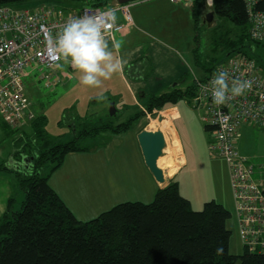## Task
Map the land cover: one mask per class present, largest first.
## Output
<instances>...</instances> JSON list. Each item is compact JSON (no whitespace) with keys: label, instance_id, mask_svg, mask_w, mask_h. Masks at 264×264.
I'll return each mask as SVG.
<instances>
[{"label":"trees","instance_id":"16d2710c","mask_svg":"<svg viewBox=\"0 0 264 264\" xmlns=\"http://www.w3.org/2000/svg\"><path fill=\"white\" fill-rule=\"evenodd\" d=\"M29 1L32 0H0V6ZM113 1L84 0V5L108 8ZM213 2L214 13L238 31V39L227 40L230 56L245 55L264 76V42L250 37L247 0ZM255 8L264 12V1ZM212 70L208 69L209 75ZM196 85L197 82L186 91L152 97L148 112L195 100ZM135 119L118 125L111 120L94 123L78 119L74 139L53 143L46 128L47 117L36 116L29 124L31 135L24 132L18 140L23 146L18 158L25 154L32 162L29 170L14 172L17 188L25 199L19 210H15L17 198L10 199L0 219V264H264L261 249L250 252L244 247L241 255L231 254L232 233L227 226L231 212L215 201L194 211L191 202L181 195L177 181L159 189L150 204L123 203L89 222L76 219L50 186V178L62 168L69 154L93 150L83 145L85 139L124 133ZM205 129L213 136L211 128L205 125ZM30 143H40L36 154H32ZM6 170L0 165V171ZM218 248L222 252L218 253Z\"/></svg>","mask_w":264,"mask_h":264},{"label":"rangeland","instance_id":"374dc122","mask_svg":"<svg viewBox=\"0 0 264 264\" xmlns=\"http://www.w3.org/2000/svg\"><path fill=\"white\" fill-rule=\"evenodd\" d=\"M44 4L57 5L67 11L80 9L85 6L84 0H32L24 4L12 5L11 7L22 10H34ZM131 10L133 11L134 9L132 8ZM206 31H208V28H206ZM211 36L209 32L206 38L203 33L201 38L203 42L201 53L204 63L206 62L205 52L208 56H211L212 49L221 50L222 48L217 47L218 36L213 38ZM223 44L220 43V46ZM188 69H190L188 75H185L187 81H185L183 87L192 86L205 76L202 67L196 66L194 62L193 65H189ZM70 70V65L64 61L52 69L33 65L27 70L30 75L25 79L26 94L37 116L45 115L48 118L46 128L53 143L57 140L66 142L74 139L78 130L76 127L78 119L97 122L99 118H103L105 121L113 118L112 120L118 125L127 121L128 118L126 116L130 113H136V109L131 108L129 105V109L125 110L126 114L124 117L109 116L111 114L109 103L116 101V92L98 91L95 93L93 91L94 87L81 85L79 77L76 78V81L66 82L62 80L59 83L57 81L58 74H65L68 71L70 72ZM208 72L207 70L206 73ZM46 74L50 76L49 79L46 78ZM179 107L184 114V118L189 121V124L192 123L193 125L190 126L192 144L207 160L204 165L202 162L191 160V153L189 154L188 148L189 165L183 169L181 168V172L176 178L180 193L191 202L194 211L202 210L204 204L210 201L219 203L217 197L220 193L224 200L230 202L229 207H226L231 212V218L227 223L228 229L232 233L230 252L236 256L241 255L244 252V243L239 234L238 216L235 203L233 204L232 195L230 194L231 190L230 187L229 190H226L218 186L220 175L224 172L227 173L229 168L225 161L222 162L218 160L220 158L210 155V150L205 145L206 138L204 136V140L200 135L202 134L201 132L204 133L205 131L206 124L202 119L205 112L197 108L198 106L194 100L181 102ZM163 113V111H157L155 114L149 115L150 119L145 117L143 120H134L131 125V132L115 135L106 133L96 139H85L83 145L93 148V154H81L73 162L69 161L66 165H63L62 170H58H61L62 174L59 177L57 194L78 221L89 222L123 203L140 202L150 204L154 201L158 190L156 187H150L151 184L149 183H151L152 177H149L148 172H146L148 169L146 170L141 152L136 145V140L133 139V135L136 137L140 128L153 132L161 131L159 123L160 117L163 118V121L165 119ZM153 121L155 125L152 126L151 123ZM162 126L168 129L166 124ZM25 127H29V125ZM241 132L243 135L242 141L246 144L243 149L250 151L253 162H262L256 160V156H260V153H262L261 149L264 151V147L259 144L257 146L253 144H256L259 139L261 140L264 130L254 126L246 130L242 129ZM39 144L30 143L33 146L32 150L34 149L32 154L38 152L39 147H41ZM186 146L189 147V143ZM24 160L32 162L29 157ZM159 163L160 165L163 164V162ZM30 165V163L27 165L23 163L22 167L26 169L24 171L29 170ZM53 178L55 177L50 180ZM166 178L167 180L169 179L167 183L174 181V178L172 179L165 175ZM15 181H17V178H15ZM15 195L17 202H19L15 210H19L25 198L18 188L15 189Z\"/></svg>","mask_w":264,"mask_h":264},{"label":"crops","instance_id":"0c3cea01","mask_svg":"<svg viewBox=\"0 0 264 264\" xmlns=\"http://www.w3.org/2000/svg\"><path fill=\"white\" fill-rule=\"evenodd\" d=\"M211 2L212 6H210L208 0H184L182 2H172L170 0H142L128 4L134 24L127 26L123 31L115 32L113 38L109 39L110 43L112 40H118L120 42L121 47L115 50V55L126 60V63L123 65L120 72L114 74L109 80L104 81L101 86L94 87L93 89L95 93L98 91L116 92V101H111L109 103L111 107V114L109 116L124 117L126 114L125 110L129 109L130 105L131 108L136 109V113H130L126 116L128 120L119 124L126 123L135 117L137 119V115H140L139 117L141 120L145 119V117L150 119L149 115H153L158 111L154 110L152 113H149L147 110V106L152 97H159L175 90L186 91L191 87H183V84L187 81L185 75H188V71L190 70L188 69L189 65H193L194 62L196 66L202 67L205 74L204 78L201 79L203 80L209 76V72L206 73L208 69H214L217 65L224 63L229 58L231 51L228 47L229 44L227 40H233L236 37L238 39V31H234V26L231 22L221 19L215 13L213 22L208 26L206 15L209 12H214L212 10L214 2L213 0H211ZM116 3L117 1L114 0L111 6ZM132 8L134 9L133 11L131 10ZM117 20L120 24L125 23L120 13L117 14ZM206 28H208V31H206ZM209 32L212 35L211 38L218 36L217 47L222 48L221 50L212 49L213 56H208L205 52L204 57L206 62L204 63L201 53L203 46L201 38L203 33L207 38ZM220 43L224 44L220 46ZM70 69V72L58 74L57 81L59 83L62 80L66 82L76 81L79 74L73 70L71 66ZM180 103L163 110V117H165V119L159 123L161 132L165 136L167 147L164 151V156L158 160V166L167 177L174 178V181H176L178 174L181 172V166L183 165V169L185 166L189 165L188 148L189 154L191 153V160L202 162L203 165L207 161L200 151L192 144L190 126L193 125L192 123L189 124V121L184 118V114L179 107ZM31 109L37 116V113L33 110L32 103ZM112 119L110 120L113 121ZM88 121L92 122V120ZM100 121H105V119L99 118L97 120V122ZM113 122L115 123V121ZM154 123V121L151 123L152 126ZM164 124L168 126V129L162 126ZM24 128L12 129L0 117V165H3L5 169H7L6 171H0V219L7 210L9 200L16 198L15 189L17 188V182L15 181L16 177L14 172L17 170H26L22 167V156L20 158L17 156V153L23 150V146H21L18 141L22 136L21 134L26 132V134L31 135L30 126L26 127V129ZM248 128L252 127L247 126L243 129L246 130ZM131 129L132 128L124 133L131 132ZM15 130L19 131L15 132ZM144 130L146 129L140 128L136 137L133 135V139L136 140V145L140 152L138 135ZM204 130V133L201 132L202 134L200 135L203 138L205 136V145L208 147L212 133L207 132L206 129ZM207 135L209 136L208 138ZM242 140L243 135L240 141V152L245 157L251 159L250 151L248 149H243V147H246V144L243 143ZM188 143L189 147L186 146ZM257 144L264 147V134L261 136V140L259 139V141L253 145L257 146ZM93 152L94 151L84 153L92 155ZM261 152L259 157L256 156V160L262 161L260 163H255L259 166L264 164V151L261 149ZM84 153L69 154L66 157L64 165L69 161L73 162L75 158ZM140 154L142 155V153ZM23 157L25 159L29 156L25 157L24 154ZM29 159L31 158L29 157ZM178 160H180L179 163ZM218 160L224 161L222 159ZM159 162H163V164L159 165ZM29 163L31 164V161L25 162V165ZM147 169L146 167V170ZM61 170L53 174L52 177L55 178L49 180L50 186L56 193L58 192L57 185L60 181L59 177L62 174ZM146 172H148L147 174H149V177H152V181L149 183L151 184L150 187L153 186L159 190L165 188L169 184L167 183L169 179L167 180L166 178V182L160 184L154 179L149 170ZM259 172L258 170L256 179L264 180V172ZM218 186L226 190H229L230 187L231 193H229L232 195L234 204L235 199L231 189L229 169L227 173L224 172L220 175ZM222 197L220 193L217 197L219 203L225 207H229L230 202H227Z\"/></svg>","mask_w":264,"mask_h":264},{"label":"built area","instance_id":"2783aa9c","mask_svg":"<svg viewBox=\"0 0 264 264\" xmlns=\"http://www.w3.org/2000/svg\"><path fill=\"white\" fill-rule=\"evenodd\" d=\"M262 1L247 0L250 37L257 42H264V12L255 8ZM209 4L212 6V2ZM109 8L125 20L124 24L117 20L110 30L108 39H112L115 32L134 24L128 5L85 6L70 11L48 4L34 10L0 6V117L10 128H24L36 119L26 95L27 70L33 65L52 69L62 62L49 55L48 34L60 31L70 15H88ZM217 70L226 71L232 79L249 80L251 88L242 96L230 97L223 105L213 104L209 81ZM196 87L194 101L204 109V123L213 130L210 155L224 160L230 171L240 238L250 252L264 250V180L256 179L258 170L264 172V164L256 165L241 154L239 147L244 127L264 130V76L248 57L237 53L215 67L207 79L197 81Z\"/></svg>","mask_w":264,"mask_h":264},{"label":"clouds","instance_id":"9594fccd","mask_svg":"<svg viewBox=\"0 0 264 264\" xmlns=\"http://www.w3.org/2000/svg\"><path fill=\"white\" fill-rule=\"evenodd\" d=\"M116 23L117 15L111 8L88 15H70L60 31L46 37L49 55L69 64L79 74L81 85L99 87L120 72L126 63L115 55V50L121 47L120 42L112 40L110 43L108 39ZM209 87L212 103L219 106L230 97L244 95L251 88V82L232 79L226 71L217 70ZM217 252L222 249L218 248Z\"/></svg>","mask_w":264,"mask_h":264},{"label":"water","instance_id":"95a60500","mask_svg":"<svg viewBox=\"0 0 264 264\" xmlns=\"http://www.w3.org/2000/svg\"><path fill=\"white\" fill-rule=\"evenodd\" d=\"M116 1L120 5H128L142 0H116ZM213 20H214V12H209L206 15V22L208 23V26L211 25ZM160 121H163V119L160 118ZM138 143L146 167L148 168V170L150 171V173L158 183L164 184L166 182L165 173L158 166V160L164 156V151L167 147L164 134L161 131L153 132V131L144 130L138 135ZM25 162L27 161H25L24 157H22V163ZM179 162L180 160L178 161V163Z\"/></svg>","mask_w":264,"mask_h":264},{"label":"bare ground","instance_id":"6f19581e","mask_svg":"<svg viewBox=\"0 0 264 264\" xmlns=\"http://www.w3.org/2000/svg\"><path fill=\"white\" fill-rule=\"evenodd\" d=\"M154 125H155V123H154ZM159 165H160V163H159Z\"/></svg>","mask_w":264,"mask_h":264}]
</instances>
